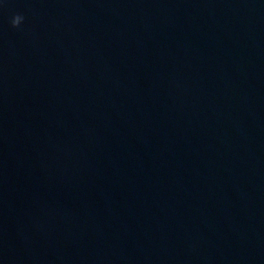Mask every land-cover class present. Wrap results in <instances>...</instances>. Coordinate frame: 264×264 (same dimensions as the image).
Wrapping results in <instances>:
<instances>
[{"label": "water", "instance_id": "water-1", "mask_svg": "<svg viewBox=\"0 0 264 264\" xmlns=\"http://www.w3.org/2000/svg\"><path fill=\"white\" fill-rule=\"evenodd\" d=\"M0 264H264V0H3Z\"/></svg>", "mask_w": 264, "mask_h": 264}, {"label": "clouds", "instance_id": "clouds-1", "mask_svg": "<svg viewBox=\"0 0 264 264\" xmlns=\"http://www.w3.org/2000/svg\"><path fill=\"white\" fill-rule=\"evenodd\" d=\"M3 3V0H0V4ZM24 20V17L20 14H16V15H13V17L11 18V25L13 27H17L19 26L22 21Z\"/></svg>", "mask_w": 264, "mask_h": 264}]
</instances>
